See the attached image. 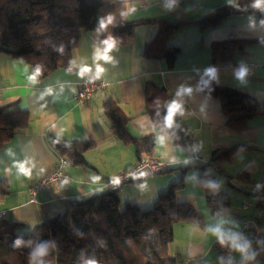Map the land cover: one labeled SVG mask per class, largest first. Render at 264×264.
<instances>
[{"label": "crops", "instance_id": "obj_1", "mask_svg": "<svg viewBox=\"0 0 264 264\" xmlns=\"http://www.w3.org/2000/svg\"><path fill=\"white\" fill-rule=\"evenodd\" d=\"M121 1L132 2L126 16L128 22L161 18L191 23L167 40L168 46L181 50L174 66L169 68L165 60H149L141 55L157 34L153 26L135 27L134 38L125 45L114 44L109 35L103 46L97 34H83L73 51L74 69L58 68L42 82L37 80L31 65L1 56L0 109L16 106L28 112L31 121L0 149V181L5 180L8 185L0 189V213L20 225L17 236L28 235L37 225L61 214L67 201L106 193L108 181L135 167V149L113 136L111 122L103 112L109 98L129 118V134L135 138L155 136L157 146L153 158L168 164L165 172L144 174L116 191L123 208L129 205L141 211L151 210L158 196L180 179L178 169L191 164L189 153L160 136L146 113L144 86L146 82H153L174 96L170 108L181 111L189 135L201 152V162L208 163L215 150L234 145L257 149L237 156L224 166V171L231 176L239 171L248 173L252 183L230 182L237 197L233 199L229 194L231 207L223 215H209L204 194L198 187L201 171L188 172L185 190L178 194L177 200L193 205L203 216L204 227L177 225L170 256L189 264H225L218 252L217 240L227 234L231 237L234 261L264 264V256H252L256 232L242 228L243 219L257 218L258 208L241 209L244 204L255 201L264 178V116L249 120L242 132L232 130L226 126L219 101L200 90V83L211 77L217 84L246 93L264 104V22L257 16H233L205 32L193 23L237 0H181L173 5L161 0ZM254 2L263 4L260 0ZM234 40L249 41L237 62L212 66V45ZM237 64L254 66L253 74L242 75ZM85 68L91 71H83ZM86 73L99 81L100 89L89 102L79 103L75 98ZM177 100L184 104L180 105ZM52 137L93 140L96 148L85 155L86 166H67L69 181L55 183L38 195L36 203H31L30 189L53 171L58 160ZM221 179L224 177L220 176Z\"/></svg>", "mask_w": 264, "mask_h": 264}, {"label": "trees", "instance_id": "obj_2", "mask_svg": "<svg viewBox=\"0 0 264 264\" xmlns=\"http://www.w3.org/2000/svg\"><path fill=\"white\" fill-rule=\"evenodd\" d=\"M131 5L132 2L121 0H0V57L9 56L31 65L37 80L42 82L58 68L74 69L73 51L83 34H97L103 46L109 35L114 44L125 45L134 38L135 27L153 26L157 34L141 55L149 60H165L172 68L181 50L168 46L167 40L191 23L161 18L128 22ZM233 16H257L264 22V3L258 6L254 0H237L193 24L206 32ZM248 42L213 44L212 66L237 62ZM200 90L219 101L226 126L232 130L242 132L249 120L264 116V104L246 93L217 84L211 77L200 83ZM144 97L146 113L158 134L189 153L194 141L181 111L170 108L174 96L165 87L146 82ZM103 112L111 122L113 136L131 145L137 160L141 154L153 158L155 136H131L127 130L129 118L111 98L105 102ZM30 121V114L16 106L0 109V149L24 131ZM51 142L57 153L75 167L86 166L85 155L96 148L93 140L52 137ZM254 151L255 147L234 145L215 150L208 163L190 162L179 168L180 179L159 195L148 211L129 205L123 208L116 190L67 201L61 214L37 225L25 236H17L19 224L0 217V264H180L182 261L170 256L174 228L182 224L204 227L201 213L193 205L177 200L185 190L186 175L192 169L201 171L198 187L204 194L207 211L213 217L223 215L231 207V198L219 190L220 176L229 186L233 180L252 183L248 173L239 171L231 176L224 166L237 156ZM7 187L5 180L0 181V189ZM252 242L254 246L255 238ZM223 261L240 264L234 259Z\"/></svg>", "mask_w": 264, "mask_h": 264}, {"label": "built area", "instance_id": "obj_3", "mask_svg": "<svg viewBox=\"0 0 264 264\" xmlns=\"http://www.w3.org/2000/svg\"><path fill=\"white\" fill-rule=\"evenodd\" d=\"M181 0H161L166 5H173L179 3ZM238 71L243 75H252L254 66H247L237 64ZM100 89V83L91 74H84L82 81L79 85V90L76 95V100L79 103L89 102L93 95ZM177 103L183 105V101L177 100ZM57 163L52 172L45 175L38 183L30 189L31 203L37 202V197L40 193L46 191L50 186L55 183L69 181V176L65 172L68 160L58 154ZM190 162H200V150L194 145L189 152ZM168 169V164L149 157L147 154H141L137 160L135 167L127 172H122L106 183L108 191L119 190L123 185L132 182L134 179L139 178L144 174L157 175L165 172ZM254 207L258 208L257 219H243L242 228L244 231H255V242L253 246L252 256L258 258L264 256V178L259 185V190L255 195L253 203L244 204L241 209L248 211ZM5 213H0V217H4ZM217 249L220 255L225 259H233V251L231 248V237L223 234L217 240ZM180 264H189V262H182Z\"/></svg>", "mask_w": 264, "mask_h": 264}, {"label": "rangeland", "instance_id": "obj_4", "mask_svg": "<svg viewBox=\"0 0 264 264\" xmlns=\"http://www.w3.org/2000/svg\"><path fill=\"white\" fill-rule=\"evenodd\" d=\"M201 154V152H200ZM152 158V157H151ZM154 159V158H153ZM219 190L223 193H228V194H231L233 195V199H236V195H235V192L233 191V188L231 186H229L228 184H226L225 180L224 179H221V182L219 184ZM205 201V200H204ZM206 203V202H205ZM204 203V204H205ZM205 207H206V204H205Z\"/></svg>", "mask_w": 264, "mask_h": 264}, {"label": "clouds", "instance_id": "obj_5", "mask_svg": "<svg viewBox=\"0 0 264 264\" xmlns=\"http://www.w3.org/2000/svg\"><path fill=\"white\" fill-rule=\"evenodd\" d=\"M260 3H264V0H260ZM258 6H259V4H258ZM109 49L108 48H106L105 49V52H107ZM105 59H108V57L105 55V57H104ZM83 71H91V69H88V68H85V69H83ZM98 71H101L100 69H98ZM243 75V74H242ZM20 244V241H17V245H19Z\"/></svg>", "mask_w": 264, "mask_h": 264}]
</instances>
